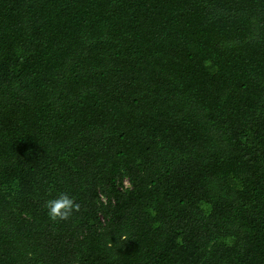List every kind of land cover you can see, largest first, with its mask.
Returning a JSON list of instances; mask_svg holds the SVG:
<instances>
[{"label": "trees", "instance_id": "1", "mask_svg": "<svg viewBox=\"0 0 264 264\" xmlns=\"http://www.w3.org/2000/svg\"><path fill=\"white\" fill-rule=\"evenodd\" d=\"M0 264H264V0H0Z\"/></svg>", "mask_w": 264, "mask_h": 264}, {"label": "clouds", "instance_id": "2", "mask_svg": "<svg viewBox=\"0 0 264 264\" xmlns=\"http://www.w3.org/2000/svg\"><path fill=\"white\" fill-rule=\"evenodd\" d=\"M47 214L51 221L60 222L70 219L74 213L80 211V204L66 193H61L54 199H49L45 203Z\"/></svg>", "mask_w": 264, "mask_h": 264}, {"label": "rangeland", "instance_id": "3", "mask_svg": "<svg viewBox=\"0 0 264 264\" xmlns=\"http://www.w3.org/2000/svg\"><path fill=\"white\" fill-rule=\"evenodd\" d=\"M125 184H126V186H128V182H126Z\"/></svg>", "mask_w": 264, "mask_h": 264}]
</instances>
